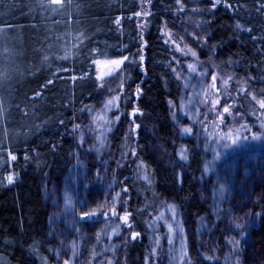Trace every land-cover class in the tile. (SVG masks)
<instances>
[{"label": "trees", "instance_id": "obj_1", "mask_svg": "<svg viewBox=\"0 0 264 264\" xmlns=\"http://www.w3.org/2000/svg\"><path fill=\"white\" fill-rule=\"evenodd\" d=\"M111 206L127 264H264V0H0V264H115Z\"/></svg>", "mask_w": 264, "mask_h": 264}, {"label": "rangeland", "instance_id": "obj_2", "mask_svg": "<svg viewBox=\"0 0 264 264\" xmlns=\"http://www.w3.org/2000/svg\"><path fill=\"white\" fill-rule=\"evenodd\" d=\"M171 43L173 44V42H171ZM178 46L179 45H177V47ZM178 49H179V47H178ZM181 49L185 53L192 54L193 56L195 55L193 50L188 46L183 45V46H181ZM139 59L142 60L143 56L140 55ZM125 61H126V58H99L96 61V68L98 71V77L100 79H104L107 76L115 73L116 71H118L123 66ZM230 83H231V78L228 77L227 75H225L224 71H220V69H218V67H217L215 74H214V77H213V83H212V89H213V91L211 93L212 99L218 98V96L216 95V92H222L221 90H223V91L227 90L230 87ZM140 93H141V90L138 91V94H140ZM134 110H136V109H134ZM134 114H136V113H134ZM234 128L235 127H233V131H235ZM210 129H211V132H213L212 127H210ZM238 137H240V136H238ZM70 205H71V203H70ZM170 206H172V205H167V207L163 209V211H162L163 213H161L158 216L159 219H161L163 221L164 219H166V215L171 214V215H173V218L178 221L179 210H178L177 206H175V212L174 213L171 210L172 207H170ZM85 213H88L90 215L86 216ZM123 216H125V214L122 211H120L117 206H111V207L102 208V209L98 208V209H94V210L89 211V212H82L79 214V218L81 220L94 221V220H101V219H111V220L120 219L125 223V221L122 219ZM125 224L128 228L129 234L127 236H125L124 245H122V247H121L122 250L118 254L115 264H127L126 249L128 248V245L130 244L131 240L133 239L132 234L135 233V230H133L132 226L129 224V221H127V223H125ZM154 224H155V220H153V222L151 223V226H152L151 229H153ZM169 232L171 233V235H173V243L175 242L174 245H175L176 251L179 250L181 248V246H184L186 248V246L189 244L188 236L186 234V229H184L181 225H179L178 229H176L175 231L169 230ZM177 235L179 237L177 239L178 241H176V238H175ZM151 239L153 241L156 240L155 237H152ZM71 249H73V248H71ZM58 261H59V259H58ZM55 264H61V263L57 262ZM64 264H74V259L72 258V254H71V256H69L67 258V261H65Z\"/></svg>", "mask_w": 264, "mask_h": 264}, {"label": "snow or ice", "instance_id": "obj_3", "mask_svg": "<svg viewBox=\"0 0 264 264\" xmlns=\"http://www.w3.org/2000/svg\"><path fill=\"white\" fill-rule=\"evenodd\" d=\"M219 2H220V0H217V3H219ZM214 6H215V5H214ZM193 70H194V69H193ZM225 111H228V109H225ZM186 131H190V129H186ZM225 138H230V134H227ZM258 138H259L258 136H254V137H253V139H258ZM238 140H239V137L237 136V138L234 139L232 142H233V143H236ZM225 146H227V145H225ZM181 158H182V159H186V158H187V157H186V153H184L183 150H182V153H181ZM13 159H15V157H13ZM8 182H9V183H12V182H13V177H12V176H9V177H8ZM171 210L173 211V213L175 212V208H174V206H172ZM85 215L87 216V215H90V214L85 213ZM122 219L125 221V223H127V221H128V216L125 215V216L122 217ZM170 230H171V229H170ZM136 235H138V234H133V237H132V238L135 239V238H136ZM237 243H239V242H237Z\"/></svg>", "mask_w": 264, "mask_h": 264}, {"label": "water", "instance_id": "obj_4", "mask_svg": "<svg viewBox=\"0 0 264 264\" xmlns=\"http://www.w3.org/2000/svg\"><path fill=\"white\" fill-rule=\"evenodd\" d=\"M134 234H136V233H134Z\"/></svg>", "mask_w": 264, "mask_h": 264}]
</instances>
